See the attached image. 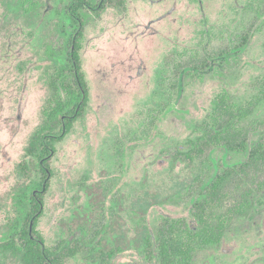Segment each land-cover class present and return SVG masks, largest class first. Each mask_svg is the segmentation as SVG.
<instances>
[{"label": "rangeland", "instance_id": "obj_1", "mask_svg": "<svg viewBox=\"0 0 264 264\" xmlns=\"http://www.w3.org/2000/svg\"><path fill=\"white\" fill-rule=\"evenodd\" d=\"M68 4L0 0V241L15 215L14 195L39 177L26 148L44 118L48 80L66 60L60 31H72ZM81 12L88 102L49 161L37 229L46 246H77L63 264H99L111 251L107 264H157L142 258L144 236L154 239L165 218L196 228L190 209L203 184L247 158L217 148L203 177L198 160L173 154L198 135L219 92L243 104L264 82V0H124L99 15ZM193 54L207 66L193 69ZM255 116H264V105ZM231 183L220 210L238 198ZM0 264H21L20 256L0 252ZM192 264H264V205L234 219L220 244L196 251Z\"/></svg>", "mask_w": 264, "mask_h": 264}, {"label": "trees", "instance_id": "obj_2", "mask_svg": "<svg viewBox=\"0 0 264 264\" xmlns=\"http://www.w3.org/2000/svg\"><path fill=\"white\" fill-rule=\"evenodd\" d=\"M108 4L124 6V0H69L64 12L72 26V31L63 28L60 31L66 39V60L57 65L48 80L51 96L43 109L44 118L26 148V153L37 159L39 177L23 185L14 195L15 215L7 221V233L0 241V252L19 255L21 264H63L65 257L79 251L77 246L63 243L46 246L37 223L52 176L49 161L56 151V144L82 117L88 102L80 60L87 15L81 11L88 7L99 15ZM248 38L247 30L241 35L242 45ZM239 47L237 51L242 49ZM224 52L226 49L221 53ZM49 54L53 55L50 51ZM195 59L197 57L193 54L191 62L196 63L191 66L193 69L207 66L205 62L200 65ZM183 69L191 73L189 67ZM260 105H264V82L259 85L257 93L243 104L231 101L225 90L214 97L211 111L199 124L198 135L188 140L187 149L175 151L173 157L188 162L198 160L203 177L207 170L210 171L211 153L217 148L243 153L247 158L221 172L217 168L216 175L203 184L190 209L197 222L196 228H191L184 218H165L156 229L154 239L149 234L145 235L140 250L144 260H156L157 264H192L196 251L220 244L234 219L252 216L264 205V198L258 196L264 192V116H255ZM19 168L24 173L23 163ZM229 183L237 189L238 198L231 206L220 210L226 195L225 187ZM217 210L220 212L217 213ZM113 254L114 251L106 253V258H111ZM106 258L103 260L102 257L99 264H107Z\"/></svg>", "mask_w": 264, "mask_h": 264}]
</instances>
